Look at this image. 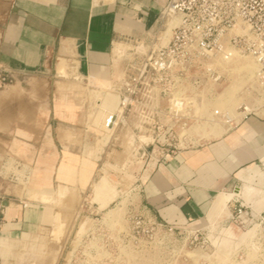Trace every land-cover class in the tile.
<instances>
[{"label": "crops", "instance_id": "1", "mask_svg": "<svg viewBox=\"0 0 264 264\" xmlns=\"http://www.w3.org/2000/svg\"><path fill=\"white\" fill-rule=\"evenodd\" d=\"M165 6L166 0H0V109L12 107L13 112L0 113V172L33 171L26 180L31 191L0 174V264H53L44 258L52 210L40 200V180L49 174L52 188L59 189L64 185L58 173L65 153L77 158L82 154L72 100L43 99L44 109L37 115L21 116L14 114L15 108L22 111L30 100L2 101V96L26 88L42 93L62 77L107 82L115 69L116 43L155 37ZM67 107L70 115L64 113ZM4 124L7 130H1ZM87 132L83 154L90 153L95 140ZM262 159L264 119L251 117L236 130L154 169L140 188L141 206L165 226L199 222L218 195L234 190Z\"/></svg>", "mask_w": 264, "mask_h": 264}, {"label": "rangeland", "instance_id": "2", "mask_svg": "<svg viewBox=\"0 0 264 264\" xmlns=\"http://www.w3.org/2000/svg\"><path fill=\"white\" fill-rule=\"evenodd\" d=\"M163 23L164 26L157 28L159 31L157 35L167 42L171 36L169 28L175 24V21L169 19ZM126 48L121 44V51ZM120 52L114 46L116 73L120 68L117 59ZM218 61L224 71V82L214 87L213 96H208L210 89L207 88L200 92V96L205 101V110L227 109L233 114L242 102L252 99L245 86L251 82L256 71H252L250 66L253 62L256 63L253 58L241 54H234L231 59ZM241 62L248 63L244 66ZM77 77L71 80L66 77L56 78L54 84H48L42 93L26 88L25 91H15L14 94H10L9 91L1 99L2 101L13 98L29 99V107H22L20 112H18L19 108H15L14 114L21 116L37 115L44 109L41 105L43 99L72 100L73 104L77 105L75 113L79 117L78 142L82 154H78L77 158L69 152L65 153L58 173V178L64 181V185L59 189L55 187V191L52 188L51 197L46 195L40 198L52 210L47 225L48 250L44 255L47 262L53 264H264V250L255 252L246 248L250 241L256 243L253 239L254 231L236 228L230 219L232 204L237 199L249 203L256 210L264 208V166L260 163L251 166L255 172L242 177L244 181L238 185L242 190L237 193L233 190L226 192L233 196L220 211H214L212 205L208 216L203 220L174 228L172 231L169 227L159 226L154 220H150L151 216L142 208L138 194V186L144 179V170L141 168L145 159L128 151L130 141L122 139L120 132L106 133L101 130L105 112L115 107L116 99L111 100L109 97L103 100L100 114L96 113L93 116L92 123L88 118L92 116L90 115L92 93L86 88V80L81 76L75 80ZM2 109H0L2 114H13L10 111L12 107ZM63 109H65L64 113L71 114L69 107ZM51 110L53 111V106ZM263 114L264 111L260 116ZM6 125L4 124L1 130H7ZM211 129L208 132H211ZM85 131L95 138L89 154H83L87 142ZM212 132L216 137H220L225 131L222 126H216ZM120 146L124 148L123 152L119 149ZM75 162L78 163L74 165ZM31 173L33 174V171H18L16 168L0 172L10 183L20 185L23 190L30 188L26 180ZM60 174H63V178L59 177ZM41 186H43L42 181ZM246 186L256 189L257 192L250 194L243 192ZM42 190L44 191L45 188ZM32 198L38 200V195H32Z\"/></svg>", "mask_w": 264, "mask_h": 264}, {"label": "built area", "instance_id": "3", "mask_svg": "<svg viewBox=\"0 0 264 264\" xmlns=\"http://www.w3.org/2000/svg\"><path fill=\"white\" fill-rule=\"evenodd\" d=\"M161 17L162 25L165 20L175 21L167 42L158 35L149 41H125L127 48L117 57L119 71L114 69L107 85L81 77L93 97L88 117L92 123L103 100L116 99L115 107L105 112L101 130L120 132L122 139L130 141L128 151L145 159L138 194L154 169L203 146L208 137L217 138L212 132L216 126L228 133L251 117L264 119V114L260 116L264 111V0H166ZM234 54L249 56L256 63L245 86L252 99L242 102L233 114L227 109L207 111L200 92L207 88L208 96H213L214 87L225 80L218 60ZM119 149L124 151L122 146ZM259 163L264 166L263 159ZM230 219L236 228L254 231L256 243L250 241L247 250H264V208L256 210L237 199ZM3 220L0 198V231Z\"/></svg>", "mask_w": 264, "mask_h": 264}, {"label": "bare ground", "instance_id": "4", "mask_svg": "<svg viewBox=\"0 0 264 264\" xmlns=\"http://www.w3.org/2000/svg\"><path fill=\"white\" fill-rule=\"evenodd\" d=\"M118 42V41H117ZM117 47V51L119 50V52L122 50L121 49V44L120 43H116V45H115V48ZM122 52V51H121ZM120 52V53H121ZM254 60V59H253ZM246 63H248V62H246ZM246 63L245 62H241V64H243L244 66L246 65ZM251 64H252V62H250ZM250 68H251V70L252 71H254V70H256V64H254V62H253V64L250 66ZM249 68V69H250ZM105 83V84H104ZM103 84L104 85H106L107 84V82H104ZM98 114H100V112L99 113H97V115ZM41 178H39V180H40ZM40 181H42V183H43V188H45V190H44V192L42 193V197H45L46 195H52V186H51V182H50V176H49V174H47V175H45V178H43V179H41ZM41 183V182H40ZM240 190H242V189H237L234 193H237V192H239ZM256 189H254V188H252V187H249V186H246L245 188H244V190H243V192H245V193H254V192H257V190L255 191ZM259 192V191H258ZM233 195L232 194H230V193H224V194H221V195H219L216 199H215V201H214V204H213V210L214 211H220L225 205H226V203L228 202V200L232 197ZM51 197V196H50ZM248 234V233H247Z\"/></svg>", "mask_w": 264, "mask_h": 264}]
</instances>
